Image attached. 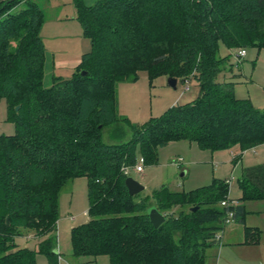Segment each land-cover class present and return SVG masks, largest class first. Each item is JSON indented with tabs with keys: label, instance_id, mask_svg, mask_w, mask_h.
<instances>
[{
	"label": "trees",
	"instance_id": "16d2710c",
	"mask_svg": "<svg viewBox=\"0 0 264 264\" xmlns=\"http://www.w3.org/2000/svg\"><path fill=\"white\" fill-rule=\"evenodd\" d=\"M74 4L91 49L71 78L53 76L49 88L44 11L28 0L0 4V99L16 127L14 135L0 136V264H36L35 252L15 243L31 231L44 239L41 253L58 264V200L78 177L88 178L90 221L72 230L76 257L107 256L110 264H205L206 249L226 227L228 209L221 203L229 198L227 181L215 179L188 194L162 186L131 196L121 170L136 165L137 152L155 165L159 149L173 142L211 152L264 145V110L238 99L233 82L218 81L228 60L218 55L221 43L264 48V0ZM140 72L150 80H194L199 96L143 128L132 127L128 140L108 144L103 131L120 121L116 86L137 81ZM239 188L241 202L264 200V165L246 169ZM153 208L166 216L159 228L149 218ZM229 210L243 222V205Z\"/></svg>",
	"mask_w": 264,
	"mask_h": 264
},
{
	"label": "rangeland",
	"instance_id": "374dc122",
	"mask_svg": "<svg viewBox=\"0 0 264 264\" xmlns=\"http://www.w3.org/2000/svg\"><path fill=\"white\" fill-rule=\"evenodd\" d=\"M37 4L45 13V23L41 35L45 40L49 58L45 72L44 86L52 85V77L69 79L76 72V66L83 55L90 51L91 41L85 36L78 20L74 0H28ZM93 5L98 0H84ZM20 5V7H22ZM18 10V9H16ZM247 56L240 67L235 56L240 48H228L223 43L219 46L218 55L227 58V66L218 76L219 82H233L235 96L248 100L256 109L264 110V48L249 46L245 48ZM232 65V66H231ZM233 67V68H232ZM53 69V70H52ZM167 75H160L150 80L147 72H140L135 82H120L116 86L117 116L120 119L117 126L103 131V140L108 144H118L131 136V128H143L153 118L160 117L175 104H186L198 98L200 89L196 81H190V91L184 93L185 83L178 82L177 89L168 83ZM16 133L14 121L11 119L9 105L5 99H0V136H12ZM120 135V137H117ZM234 148V147H233ZM231 148V149H233ZM231 149L216 152L201 150L196 144L188 141L173 142L159 149L158 162L155 165L145 164L144 173L138 174L131 170L130 177L145 187L143 195L162 186H167L173 192L191 193L205 188L215 179L231 180L229 198L235 202L240 197L238 181L245 169L264 165V145L256 150H238L242 165L236 171V165ZM142 158L137 152V161ZM186 176H181L182 173ZM247 224H257L264 228V200L246 201ZM90 200L88 195V178L78 177L69 181L60 192L58 200V222L55 229L57 251L60 256L58 264H110L107 256L100 258L76 257L72 246V230L90 221L88 210ZM34 232H24L15 239L18 248H28L35 252L36 264H50L46 254L40 251V242ZM219 248L218 246L215 247ZM262 248V247H261ZM210 247L206 251L205 264L219 258L217 250ZM212 250V251H211ZM261 252V250H260ZM258 250L254 252L261 255ZM235 259H246V252L238 250Z\"/></svg>",
	"mask_w": 264,
	"mask_h": 264
},
{
	"label": "crops",
	"instance_id": "0c3cea01",
	"mask_svg": "<svg viewBox=\"0 0 264 264\" xmlns=\"http://www.w3.org/2000/svg\"><path fill=\"white\" fill-rule=\"evenodd\" d=\"M7 1H9V0H0V4L7 2ZM87 5H89V4H87ZM42 39H43V42H44V45L46 48L45 40L43 37H42ZM48 58H49V54H48V50L46 48L45 72H46L48 67L50 68V66L48 65ZM51 68H52V65H51ZM172 103L174 104V106L177 105V104H175V102H172ZM236 147L240 148L239 146H235L231 150L235 151L232 153L233 157H235L232 162L233 163L235 162L236 171H237L239 166L242 165L243 163H242L241 156L238 155V150L236 149ZM257 148H255L254 150H256ZM245 170H243L242 176L240 179L243 178ZM186 174H187V172L185 173L184 176H186ZM240 179H239V181H240ZM227 180H229V179H225L224 181H227ZM239 181H238V186H239ZM239 191H240V197L237 201V205H243L244 206L245 215H244L243 222L236 220L233 224L224 227V230H223L224 233H223L222 241L220 243H217L215 245L210 246V247L214 248V249H212V250H214L213 251L214 254L216 252L215 247L216 246L219 247V248H217V249H219V251L216 249L217 253L219 255V258L216 261H213V262L211 261L209 264H264V228L257 225V224H254V225H248L247 224V212L245 209L246 208L245 202L240 201V199L242 198V191L240 190V188H239ZM254 201H262V200H254ZM248 229H250V230L248 231ZM210 247H208L207 249H209ZM207 249H206V251H207ZM238 250H242L243 252H246V259H235L236 258L235 254ZM256 250H258L259 252L261 250V252H260L261 255H259V254L257 255V253L254 254V252ZM206 251H205V259H206ZM98 258H100V257H98Z\"/></svg>",
	"mask_w": 264,
	"mask_h": 264
},
{
	"label": "built area",
	"instance_id": "2783aa9c",
	"mask_svg": "<svg viewBox=\"0 0 264 264\" xmlns=\"http://www.w3.org/2000/svg\"><path fill=\"white\" fill-rule=\"evenodd\" d=\"M246 56H247L246 49L245 48H240L238 54L235 56L236 63L234 64V66L236 65V67H240ZM190 81H193V80L188 79V80L185 81L184 93L190 91V84H189ZM144 166H145V160L142 157V158H140L139 161H137L135 166H126V165H124L122 167L121 171H122L123 175H125L127 177H130L131 170H133L134 172H136L138 174H142L144 172ZM227 183L230 185L231 180L230 181L227 180ZM221 206L226 208V209H228V211L226 213V216H225V218L223 220V225L224 226H228V225L233 224L235 222V220H236V213H235L234 210H229V208L235 206V202L231 201L228 198V199H226L225 201H223L221 203ZM222 238H223V233H220V234L217 235L218 243H220L222 241Z\"/></svg>",
	"mask_w": 264,
	"mask_h": 264
},
{
	"label": "water",
	"instance_id": "95a60500",
	"mask_svg": "<svg viewBox=\"0 0 264 264\" xmlns=\"http://www.w3.org/2000/svg\"><path fill=\"white\" fill-rule=\"evenodd\" d=\"M168 83L170 87H172L173 89H177V83H178L177 79L169 78ZM18 108L19 107H17V110ZM184 175L185 173L182 174V176ZM125 185L131 196L138 195L145 190V187L141 185L139 182L135 181L132 177H128L125 180ZM196 210L197 208L194 209L193 211ZM149 218L155 228H159L166 221V216L161 212H159L156 208H153L149 211Z\"/></svg>",
	"mask_w": 264,
	"mask_h": 264
}]
</instances>
